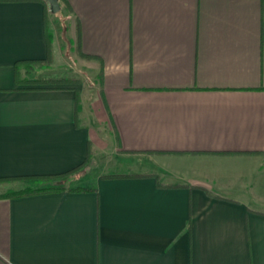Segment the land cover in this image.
I'll use <instances>...</instances> for the list:
<instances>
[{"label":"crops","instance_id":"obj_1","mask_svg":"<svg viewBox=\"0 0 264 264\" xmlns=\"http://www.w3.org/2000/svg\"><path fill=\"white\" fill-rule=\"evenodd\" d=\"M66 1L90 99L22 82L60 27L0 0V264H264V0Z\"/></svg>","mask_w":264,"mask_h":264},{"label":"rangeland","instance_id":"obj_2","mask_svg":"<svg viewBox=\"0 0 264 264\" xmlns=\"http://www.w3.org/2000/svg\"><path fill=\"white\" fill-rule=\"evenodd\" d=\"M49 5V4H48ZM49 7V6H48ZM58 10L55 12L54 23L56 26L60 27V38L54 43V46L50 49V59L48 62L42 63H32L29 67L23 68V74L29 78H69L71 81L61 82V83H71L78 87V97L79 99L85 100L90 99L92 90L95 89V85L98 84V79H92L86 74L84 68L76 59V46L66 35V20L64 8L62 11ZM78 54V53H77ZM103 153L99 151H94L89 154L87 163L84 164V170H89L91 168L95 170H100L101 162L104 161ZM134 155L125 156L120 158L118 161L116 155L105 154V165L112 163V161L117 160L116 164L118 168L123 173H133L134 170ZM115 158V159H114ZM106 168V167H105ZM118 171V170H117Z\"/></svg>","mask_w":264,"mask_h":264},{"label":"trees","instance_id":"obj_3","mask_svg":"<svg viewBox=\"0 0 264 264\" xmlns=\"http://www.w3.org/2000/svg\"><path fill=\"white\" fill-rule=\"evenodd\" d=\"M59 3H62L64 8L65 9H69V6H68V3L66 0H59ZM50 57V48H49V53H48V56L45 58V59H36V60H24V61H19V67H21V72L24 71L23 68H27L29 67L28 65L29 64H32V63H42V62H48L49 61V58ZM72 79H69V78H64V77H61V78H27V76L25 75V77L22 79V82H25V83H29V84H45V83H61V82H66V81H71ZM17 81H19L17 79ZM21 82V81H19ZM88 157V155H87ZM86 163V159H85V162H83L81 165H79L78 167L68 171V172H72L74 170H77L79 169L82 165H84ZM67 174L66 173H62L60 175H55V176H63ZM118 175H121V176H136L138 174H135V173H128V174H110V175H105L107 177H113V176H118ZM60 187H52L50 189L46 188V189H37V188H28V189H25L21 192H18V193H14L13 195H19V194H28V193H34V192H40V191H46V190H59ZM75 190H83L84 187H76L74 188Z\"/></svg>","mask_w":264,"mask_h":264},{"label":"water","instance_id":"obj_4","mask_svg":"<svg viewBox=\"0 0 264 264\" xmlns=\"http://www.w3.org/2000/svg\"><path fill=\"white\" fill-rule=\"evenodd\" d=\"M49 4L51 12L55 13L60 9L59 0H45Z\"/></svg>","mask_w":264,"mask_h":264}]
</instances>
